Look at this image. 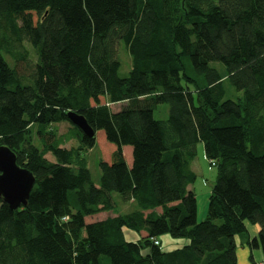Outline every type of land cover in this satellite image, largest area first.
Listing matches in <instances>:
<instances>
[{
	"label": "trees",
	"instance_id": "16d2710c",
	"mask_svg": "<svg viewBox=\"0 0 264 264\" xmlns=\"http://www.w3.org/2000/svg\"><path fill=\"white\" fill-rule=\"evenodd\" d=\"M65 122L76 148L62 147ZM100 132L96 184L84 152ZM200 143L218 170L201 222L190 189ZM2 146L36 183L17 210L0 197V264H238L248 224L259 226L249 249L264 252V0H0ZM115 194L136 210L87 223L115 212ZM164 236L187 243L165 251Z\"/></svg>",
	"mask_w": 264,
	"mask_h": 264
},
{
	"label": "rangeland",
	"instance_id": "374dc122",
	"mask_svg": "<svg viewBox=\"0 0 264 264\" xmlns=\"http://www.w3.org/2000/svg\"><path fill=\"white\" fill-rule=\"evenodd\" d=\"M27 51L32 61L37 60V54L34 49H32L27 44ZM118 57L121 62V70L120 73L122 76H128L130 71L132 70V58L129 55L128 51L125 49L124 45L121 44L119 47ZM8 62L12 64V59L9 56L5 57ZM219 65V64H218ZM221 69L224 68L219 65ZM225 86L231 89L228 86V83ZM114 112H117L121 105H115L111 107ZM155 118L157 120H167L169 117V106L168 105H159L155 111ZM58 136L61 138L63 142L62 147L66 149L76 148L79 145L78 139L75 138L76 130L72 127L70 123H61L54 126ZM103 133H99L97 135L96 145L87 151H85V157L88 162V166L90 168L93 180L96 184L99 183L101 171L99 168V163L101 160H104L106 157L107 150L103 145ZM109 146L110 144L107 143ZM51 161H54L52 155L48 154L46 156ZM194 169L197 174V181L195 184L191 185V189L195 192L198 200V218L199 222L204 221L207 217V213L209 210V198L212 193L213 187L215 185L218 170L216 167H213L209 160L205 157L204 145L200 143L197 147V156L193 162ZM72 195V194H71ZM117 200L120 202L119 195L115 194ZM136 210V206L133 204H121L118 203L115 208V212H102L92 217H87V223L104 221L108 217H115L120 213H129ZM204 219V220H203ZM128 232V231H127ZM131 237V235L126 236V239ZM102 264H111L110 260L106 257L101 258Z\"/></svg>",
	"mask_w": 264,
	"mask_h": 264
},
{
	"label": "water",
	"instance_id": "95a60500",
	"mask_svg": "<svg viewBox=\"0 0 264 264\" xmlns=\"http://www.w3.org/2000/svg\"><path fill=\"white\" fill-rule=\"evenodd\" d=\"M70 122L89 138L95 132L85 118L77 113L67 114ZM36 183V179L27 169L17 164L16 155L8 147H0V197L11 210L26 206Z\"/></svg>",
	"mask_w": 264,
	"mask_h": 264
},
{
	"label": "crops",
	"instance_id": "0c3cea01",
	"mask_svg": "<svg viewBox=\"0 0 264 264\" xmlns=\"http://www.w3.org/2000/svg\"><path fill=\"white\" fill-rule=\"evenodd\" d=\"M123 152H124V156H125L128 166L132 167V164H133L132 148L130 146H126L123 148ZM193 164L194 163H192V169L196 173ZM198 221H199V218H198ZM247 226H248V233L236 236L235 238L236 244H237L238 264H262L264 263V252L261 249L251 250L249 249L248 244H247L248 239H252L257 236L259 232V226L258 225L254 226L251 224H248ZM125 232H126L125 233L126 236L131 235V237H129L127 241L137 242L140 238L137 234L129 230H125ZM142 235H145V233H142ZM161 242L164 246L165 251H172L175 249H179L187 243V241L185 240L172 239L169 236H164L161 239Z\"/></svg>",
	"mask_w": 264,
	"mask_h": 264
},
{
	"label": "built area",
	"instance_id": "2783aa9c",
	"mask_svg": "<svg viewBox=\"0 0 264 264\" xmlns=\"http://www.w3.org/2000/svg\"><path fill=\"white\" fill-rule=\"evenodd\" d=\"M210 164H211L212 166H215V162H211ZM63 220L66 221V220H68V218H64ZM156 244H157V245H160L159 241H156ZM262 264H264V263H262Z\"/></svg>",
	"mask_w": 264,
	"mask_h": 264
}]
</instances>
